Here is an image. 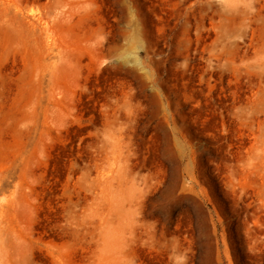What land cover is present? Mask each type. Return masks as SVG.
I'll list each match as a JSON object with an SVG mask.
<instances>
[{
	"label": "rangeland",
	"instance_id": "rangeland-1",
	"mask_svg": "<svg viewBox=\"0 0 264 264\" xmlns=\"http://www.w3.org/2000/svg\"><path fill=\"white\" fill-rule=\"evenodd\" d=\"M0 264H264V0H0Z\"/></svg>",
	"mask_w": 264,
	"mask_h": 264
}]
</instances>
